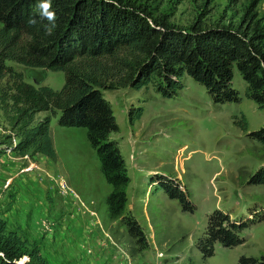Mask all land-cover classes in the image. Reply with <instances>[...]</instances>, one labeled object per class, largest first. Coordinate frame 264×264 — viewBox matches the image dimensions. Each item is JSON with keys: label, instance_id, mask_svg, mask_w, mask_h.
Listing matches in <instances>:
<instances>
[{"label": "rangeland", "instance_id": "obj_1", "mask_svg": "<svg viewBox=\"0 0 264 264\" xmlns=\"http://www.w3.org/2000/svg\"><path fill=\"white\" fill-rule=\"evenodd\" d=\"M129 2L178 27L193 21L234 26L247 7L264 25V0ZM12 65L30 83L58 89L63 82L60 70ZM181 83L171 96H162L151 83L101 89L118 125L109 137L128 176L119 216L109 214L105 195L112 186L83 127L58 125L52 116L62 137L61 158L57 152L55 161L41 153L19 156L5 147L8 129L0 112V218L7 229L34 242L47 264H235L239 255L264 256V184L247 180L264 165V146L247 135L264 125V111L245 96L235 68L231 84L239 91L237 102H212L189 76ZM137 107L140 115L130 122L128 110ZM242 119L245 129L236 123ZM156 181L175 185L186 208ZM214 208L243 225L236 227L241 241L231 246L215 241L212 252L202 256L197 239L204 237ZM132 219L134 231L128 228Z\"/></svg>", "mask_w": 264, "mask_h": 264}, {"label": "trees", "instance_id": "obj_2", "mask_svg": "<svg viewBox=\"0 0 264 264\" xmlns=\"http://www.w3.org/2000/svg\"><path fill=\"white\" fill-rule=\"evenodd\" d=\"M43 0H0V112L8 129L5 147L15 155L41 153L57 159L50 129L56 117L61 126H81L99 159V169L112 189L105 195L110 216H119L128 181L119 147L110 132L118 125L102 88L151 83L162 96H171L189 76L201 84L212 102H237L239 91L231 84L233 70L245 83V96L264 111V25L250 7L234 25L178 27L129 0H52L56 27L42 15ZM252 4V3H251ZM34 18L36 23H29ZM12 62L28 67L60 70L58 89L33 84ZM140 107L127 118L132 122ZM236 122L245 129V121ZM247 135L264 146V125ZM4 149L0 148V153ZM264 184V165L248 177ZM156 181L168 197L186 208L184 194L171 183ZM236 222V221H235ZM227 213L214 208L206 219L204 237L197 240L202 256L218 241L239 243L236 227ZM128 228H137L129 220ZM26 260L19 262L21 257ZM0 264H47L34 242L6 227L0 218ZM235 264H264V256L239 255Z\"/></svg>", "mask_w": 264, "mask_h": 264}, {"label": "clouds", "instance_id": "obj_3", "mask_svg": "<svg viewBox=\"0 0 264 264\" xmlns=\"http://www.w3.org/2000/svg\"><path fill=\"white\" fill-rule=\"evenodd\" d=\"M52 0H43V2L39 5L40 8L43 9L42 15L46 17V19L50 22L49 26H46L45 31L46 34L51 35L53 29L56 27L55 24V13L54 11H50ZM29 23L35 24L36 21L34 18H30Z\"/></svg>", "mask_w": 264, "mask_h": 264}, {"label": "crops", "instance_id": "obj_4", "mask_svg": "<svg viewBox=\"0 0 264 264\" xmlns=\"http://www.w3.org/2000/svg\"><path fill=\"white\" fill-rule=\"evenodd\" d=\"M51 122H52V120L50 119V126H51V132H52L51 134H52L53 144H54V147L56 149V152H57L58 156H60L59 153H58V151H59L58 150V145L60 146L59 142L62 140V137H61L60 134H57L58 131L60 133V129L56 128L54 124L51 125ZM60 137H61V139H60ZM60 158H61V156H60ZM47 171H49V170L47 169ZM56 226L57 225H55L54 227H56ZM39 234L40 233L37 231L36 234L32 235V238L34 239L35 237H39Z\"/></svg>", "mask_w": 264, "mask_h": 264}]
</instances>
